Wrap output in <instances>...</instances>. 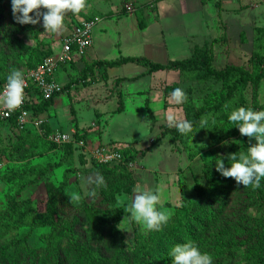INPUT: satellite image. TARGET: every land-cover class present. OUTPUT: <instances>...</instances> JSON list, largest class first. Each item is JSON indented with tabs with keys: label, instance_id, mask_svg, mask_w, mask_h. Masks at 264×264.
<instances>
[{
	"label": "rangeland",
	"instance_id": "1",
	"mask_svg": "<svg viewBox=\"0 0 264 264\" xmlns=\"http://www.w3.org/2000/svg\"><path fill=\"white\" fill-rule=\"evenodd\" d=\"M81 20L96 24L93 45L85 59L57 67L55 78L63 87L80 80L86 63L123 56L166 63L189 57L195 45L213 39H217L213 44L216 68L226 64L251 68L254 30L264 28V0H85V7L78 14H65L63 27L56 33L44 32L42 22H15L10 0H0V84L13 70L32 68L45 57L57 58L63 35ZM139 20L145 23L144 28L139 27ZM145 70L135 63L90 70L85 80L56 96L55 103L43 112L45 124L68 133L76 128L78 143L90 148L97 140L129 153L138 152L136 162L130 166L138 181L135 187L159 190L154 206L166 214V219L185 198L195 196L196 186L208 187L203 166L208 161L213 163L215 178L223 179L228 188L204 246L212 264H255L256 255L264 254L257 247L259 243L264 246V201L259 200L251 185H238L215 169L220 157L227 167L229 154L245 153L243 145L248 137L239 133L221 139L204 131L183 145L167 135L145 155L141 154L160 136L162 125L174 127V121L186 119L182 101L188 88L199 107L207 91L219 90L220 83H182L180 73L174 70L136 78ZM175 83L182 90L179 99L164 91ZM258 92L264 109V80ZM245 97L251 100L250 87L246 88ZM236 106L233 103L230 108ZM40 136L31 128L6 125L0 129V212L14 197L29 200L36 215L43 213L53 192L56 217L65 229L79 234L81 243L109 260L117 257L119 249L132 253L134 231L142 228L129 219L126 210L132 193L116 196L118 212L110 208L99 188L89 196L97 178L92 171L99 168L90 152L78 144L55 151ZM122 212L125 220L120 222ZM49 230V226H23L0 235V246L27 237L29 247L38 253L34 263L40 264L46 246L41 238ZM142 231L146 233L148 229ZM72 262L70 255L67 263ZM32 263L33 260L29 264Z\"/></svg>",
	"mask_w": 264,
	"mask_h": 264
},
{
	"label": "trees",
	"instance_id": "2",
	"mask_svg": "<svg viewBox=\"0 0 264 264\" xmlns=\"http://www.w3.org/2000/svg\"><path fill=\"white\" fill-rule=\"evenodd\" d=\"M139 27H145V23L141 20H139ZM254 31L253 51L249 60L251 68L235 64H226L222 68H216L214 65L213 44L217 42V39H213L212 42L205 41L202 45H195L189 57L170 60L166 63L154 62L142 56H123L115 60H98L86 63L80 80H85L88 72L97 67L114 68L128 63H135L146 68L136 78L158 71L174 70L180 73L182 83L192 82L199 86L220 83L219 90L207 91L203 97L202 105L199 107L195 105L190 96L191 89L188 88L186 91L187 96L182 101V109L186 120L192 122L190 130L180 133L174 127L162 125L160 136L141 154L145 155L153 145L161 143L167 135H171L173 141L183 145L187 144L192 137L204 131L208 132L211 137L219 135L221 139H229L239 134L235 125L227 119L232 110L241 106L252 110L263 109L258 101V91L264 80V28L256 27ZM241 37L242 41L245 42L244 33L241 34ZM80 80L70 81L62 90H69L73 84ZM5 83L6 80L0 86ZM177 87L180 88L179 83L165 87L164 91L166 94H170ZM248 87L251 88L250 101H247L245 97V90ZM54 98L43 100L40 104L33 106L34 112L38 115L42 114L53 104ZM233 103L237 106L231 109ZM202 118L208 120V129H200L199 122ZM213 121L215 122L213 123ZM6 125L17 127L13 120H9L2 122L0 129ZM43 127L46 132L50 131L48 125L45 124ZM40 138L55 151L64 147L69 149L74 147L72 143L58 147L44 137L40 136ZM248 144L249 139L244 142L243 147L245 150ZM118 149L123 155L124 162L114 165L96 163L99 168L92 171L96 177L103 178V184H96L93 193H96L97 188H99L106 196L110 208L115 212H118L116 196L121 193L131 194L132 189L138 182L132 176L128 166L129 163L136 162L138 152L129 153L126 149ZM213 170L214 164L209 161L206 162L203 166V172L208 187L196 186L195 196L185 198L181 205L175 209L174 214L160 224L158 228L148 229L146 233H143L144 231L140 228H136L134 231V251L125 253L119 249V253L114 260L100 256L97 250L81 243L79 234L70 229H65L61 225L56 217L55 195L53 192L49 194L46 211L37 215L29 200L9 198L6 208L0 212V235H5L23 226L30 228L49 226V232L41 238L46 246L40 264H68L67 260L70 255L73 264H171V258L168 257L167 253L174 244L191 242L202 252H207L204 246L205 237L212 231V225L217 220L218 209L226 199L228 188L225 186L223 179L215 178L216 173ZM254 191L259 200L263 202L264 178L260 180L259 186L254 187ZM122 213L121 220L119 219L120 222L125 217L124 212ZM102 235L99 236L102 237ZM257 247L260 251H264V246L261 243L257 244ZM263 255H256L258 259H255V264H261ZM37 256V251L29 247L27 237L15 238L0 246V264H29L31 260H33L32 264H36L34 261Z\"/></svg>",
	"mask_w": 264,
	"mask_h": 264
},
{
	"label": "clouds",
	"instance_id": "3",
	"mask_svg": "<svg viewBox=\"0 0 264 264\" xmlns=\"http://www.w3.org/2000/svg\"><path fill=\"white\" fill-rule=\"evenodd\" d=\"M10 7L15 22H42L44 32L56 33L63 27L65 14H78L85 7V0H10ZM24 87L25 80L20 70H13L7 75L6 83L0 89V111H3L4 115L22 104ZM171 95L179 99L182 97V90L177 87ZM227 119L242 136L249 138V144L245 153L228 155L227 167L224 158L217 159L215 169L221 176L233 178L238 185L257 187L264 178V109L252 110L241 106L232 110ZM191 124L192 122L186 119L173 122L175 130L180 133L188 132ZM199 127L208 129V120L202 118ZM253 140L255 143L251 142ZM95 183L103 184V178L97 176ZM158 191L134 187L130 205L126 209L129 219L141 224L145 229L158 228L166 220V214L154 206L158 201ZM88 195L92 196L94 193L89 192ZM167 255L171 258V264H212L211 256L191 242L174 244Z\"/></svg>",
	"mask_w": 264,
	"mask_h": 264
},
{
	"label": "built area",
	"instance_id": "4",
	"mask_svg": "<svg viewBox=\"0 0 264 264\" xmlns=\"http://www.w3.org/2000/svg\"><path fill=\"white\" fill-rule=\"evenodd\" d=\"M95 26L96 24L92 20L79 21L72 27L70 32L63 35L61 51L57 58L45 57L37 66L21 71L25 80L23 102L19 108L7 115L0 111V124L13 120L18 128L36 130L47 141L58 147L67 143L76 146L78 144L79 147L90 152L96 163L114 165L124 162L123 155L118 148L111 144L100 143L97 140L94 142V147L90 148L84 145L83 142L78 143L76 131L68 133L55 129L46 132L43 127L46 120L33 110V106L40 104L41 101L49 100L62 92L63 86L56 80L55 71L60 64H70L85 57L93 43L92 32ZM3 85L0 86V89ZM133 164L129 163V169ZM2 168L3 164L0 159V173Z\"/></svg>",
	"mask_w": 264,
	"mask_h": 264
},
{
	"label": "crops",
	"instance_id": "5",
	"mask_svg": "<svg viewBox=\"0 0 264 264\" xmlns=\"http://www.w3.org/2000/svg\"><path fill=\"white\" fill-rule=\"evenodd\" d=\"M92 45H93V43H92ZM85 58H86V56H85L83 59H85ZM83 59H82V60H83ZM56 80L59 82V80H58L57 78H56ZM55 98H56V97H55ZM55 98H54V99H55ZM54 103H55V101L53 102V104H54ZM39 115L41 116V118H44V113L39 114ZM44 119H45V118H44ZM49 129H50V130H55L56 128H54V127H50V126H49ZM57 130H59V129H57ZM72 131H76V133L79 132V131L77 132V129H76V128H72V129H71V132H72ZM141 229L144 230L143 227H142Z\"/></svg>",
	"mask_w": 264,
	"mask_h": 264
}]
</instances>
